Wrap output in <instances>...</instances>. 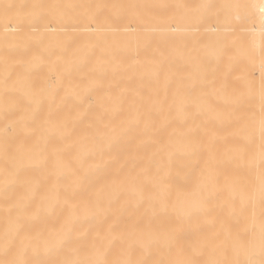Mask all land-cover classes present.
I'll return each instance as SVG.
<instances>
[{"label":"bare ground","instance_id":"obj_1","mask_svg":"<svg viewBox=\"0 0 264 264\" xmlns=\"http://www.w3.org/2000/svg\"><path fill=\"white\" fill-rule=\"evenodd\" d=\"M202 2L0 0V258L259 260L264 0Z\"/></svg>","mask_w":264,"mask_h":264},{"label":"snow or ice","instance_id":"obj_2","mask_svg":"<svg viewBox=\"0 0 264 264\" xmlns=\"http://www.w3.org/2000/svg\"><path fill=\"white\" fill-rule=\"evenodd\" d=\"M33 9L43 8L44 5H32ZM116 5H107V4H98L95 6L97 13L103 12L108 8H115ZM198 9L203 10H211L216 7V5L209 2V0H204V2L198 4L196 6ZM224 7L235 8L238 10L246 9L248 7L247 4L244 3H235L230 5H225ZM261 13L264 14V3L261 5ZM262 23H264V15H262ZM221 52L223 55L229 56V59H233L234 56L231 53V50L227 45H225ZM261 89V113H260V133H261V145H260V164H261V172L259 179V203L261 208V230H260V250H259V260H255L249 255L250 249L247 243H241L239 246H235L231 249L233 255L235 257H239L241 255L246 258L241 260L239 258L234 259H209L206 264H264V79L261 81L260 85ZM237 158L246 159L247 163L252 164L254 162L253 158H249L243 152V150L237 151ZM29 229V225L23 222V214L18 215L17 220L15 222L14 228V236L9 239L4 248L3 254L5 258H0V264H148L147 261L144 260H133V259H109L106 255L100 256L96 259H82V260H74V259H64V260H41L35 258L39 255L38 249L33 248L32 258L29 257V249L27 247L16 246V241L20 240L21 244L23 239L25 238V234ZM73 230H69L65 233L60 240L58 241V251L67 250L70 253L74 254H84L88 251L87 245L80 239H75L72 235ZM123 248V245H121ZM225 255H227L229 249L222 248L221 249ZM129 254L131 251L129 250ZM154 264H193L190 260H169L154 262Z\"/></svg>","mask_w":264,"mask_h":264}]
</instances>
